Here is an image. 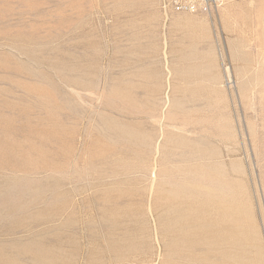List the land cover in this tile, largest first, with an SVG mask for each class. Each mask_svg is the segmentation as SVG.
<instances>
[{
    "label": "rangeland",
    "instance_id": "374dc122",
    "mask_svg": "<svg viewBox=\"0 0 264 264\" xmlns=\"http://www.w3.org/2000/svg\"><path fill=\"white\" fill-rule=\"evenodd\" d=\"M164 1L0 0V264H264V0Z\"/></svg>",
    "mask_w": 264,
    "mask_h": 264
},
{
    "label": "built area",
    "instance_id": "2783aa9c",
    "mask_svg": "<svg viewBox=\"0 0 264 264\" xmlns=\"http://www.w3.org/2000/svg\"><path fill=\"white\" fill-rule=\"evenodd\" d=\"M167 2V3H166ZM164 7L170 6L175 11H210L212 2L210 0H175V1H164Z\"/></svg>",
    "mask_w": 264,
    "mask_h": 264
},
{
    "label": "crops",
    "instance_id": "0c3cea01",
    "mask_svg": "<svg viewBox=\"0 0 264 264\" xmlns=\"http://www.w3.org/2000/svg\"><path fill=\"white\" fill-rule=\"evenodd\" d=\"M233 1H236V0H233ZM196 62V59L194 60ZM191 60L189 61H184V64L188 65V64H191ZM195 67H193L192 65H189V66H186V67H183L182 68V71L183 72H191L194 70ZM181 78H191V77H181Z\"/></svg>",
    "mask_w": 264,
    "mask_h": 264
},
{
    "label": "bare ground",
    "instance_id": "6f19581e",
    "mask_svg": "<svg viewBox=\"0 0 264 264\" xmlns=\"http://www.w3.org/2000/svg\"><path fill=\"white\" fill-rule=\"evenodd\" d=\"M185 221V220H184ZM186 223H188V222H186ZM211 223V222H210ZM217 227V226H216ZM197 229V228H196ZM209 229V228H208ZM218 232V231H217ZM223 232H224V228H223ZM223 232H220V233H223ZM219 233V232H218ZM217 234V233H216ZM218 235H220V234H217V236ZM221 236V235H220ZM223 236V235H222ZM225 239V238H224ZM181 240V239H180ZM222 240H223V237H222ZM220 243V242H219ZM185 244V243H184ZM186 245H187V241H186ZM209 245V244H208ZM192 246H194V245H192ZM206 247V246H205ZM217 248H218V246H217ZM192 250H193V248H192ZM219 250V249H218ZM196 252V251H195ZM194 252V253H195ZM223 252V251H222ZM190 253V252H189ZM225 253V252H224ZM222 254H220V256H221ZM218 257V256H217ZM188 258V257H187ZM218 259V258H217ZM222 261V260H221Z\"/></svg>",
    "mask_w": 264,
    "mask_h": 264
}]
</instances>
